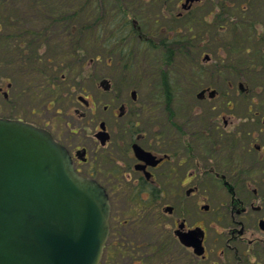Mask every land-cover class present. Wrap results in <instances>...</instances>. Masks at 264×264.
Listing matches in <instances>:
<instances>
[{"label":"flooded vegetation","instance_id":"obj_1","mask_svg":"<svg viewBox=\"0 0 264 264\" xmlns=\"http://www.w3.org/2000/svg\"><path fill=\"white\" fill-rule=\"evenodd\" d=\"M139 1L146 2L119 0V25L95 26L88 33L94 44L112 49L123 43L122 33L152 41L142 35L140 21L129 17ZM148 1L156 17H163L155 18L149 31L167 33L163 43L171 55L183 53L181 43H187L185 33L194 22L205 43L212 38L219 45L218 54L223 47L231 49L235 72L220 71L223 59L203 54L197 75L204 76V65L212 62L211 81L197 85L191 115L180 117L172 109L173 96L185 89L165 85L166 79L153 71L145 75L152 88L144 96L118 91L113 80L119 76L120 83L121 75L108 73L99 76L95 92L82 86L62 102L63 109L56 106L55 82H46L47 89L36 84L47 114L52 108L53 113L33 109L32 119L12 118L47 130L67 149L75 170L105 188L110 215L103 252L110 234L115 236L112 250L119 264H134L146 244L140 255L150 264H189L209 257L211 264H264V0ZM106 62L115 63L110 57ZM253 68L260 70L254 87L247 77ZM0 90L11 103L13 81L7 78L6 89ZM183 239H201L204 252L198 254Z\"/></svg>","mask_w":264,"mask_h":264},{"label":"rangeland","instance_id":"obj_2","mask_svg":"<svg viewBox=\"0 0 264 264\" xmlns=\"http://www.w3.org/2000/svg\"><path fill=\"white\" fill-rule=\"evenodd\" d=\"M20 1H22V4L19 8ZM92 1L99 6L97 10L98 16L104 15L103 10L106 8L107 14H112L113 16L117 15L119 17V0ZM24 3L26 4L25 11L23 10V0H6V5L0 7V38L5 37L6 33L10 31L18 34L17 31L23 32L28 29L30 25L26 24L27 16L24 13L26 11L36 12L34 9L36 0H24ZM53 3L56 4L57 9H60L59 0H54L51 5ZM153 6L154 4L148 0H146V2H134L133 9L129 15L130 18L134 17L139 20L141 26L143 25V28L141 29L142 35L148 36L149 40L152 37V41L150 40L148 43H142L144 40L139 39L137 33L133 36L122 33L121 35H124L123 38H125L123 43H119V46H113L112 49L94 44L93 39H90L88 33H94L96 31L95 26L99 24L94 19L87 22L84 19L85 17L82 18L81 16L86 15V13L83 12V14L80 13V15L74 17L75 27L71 29L73 45H71V41H67L66 43L64 41V39L68 37L70 38V32L65 31L67 28L60 26L57 23L51 24V19L49 17H44L45 20L43 18L41 19L45 26L43 28H46L47 30L53 28V31L48 33L44 32L42 34H46L42 45L38 46L35 40L29 42L32 46L26 48L27 52H29L28 55H31L33 52V55L37 56V52L39 53V59L36 60L35 69L32 71H22L17 64L6 63L11 60L6 57L8 52L15 55V53L17 54L19 51L18 49H20V46L17 43L15 46L13 43V46L10 48L7 45L0 47V87L6 89L7 78L13 81L11 103L7 102L3 95V90H0V116H21L27 119H32L35 117L32 113L33 109L34 112H41L42 115H50L53 113V108L52 110H49L47 114L46 108H44L46 99L42 101L38 98L37 89H35L34 85L43 83L47 89L46 82H55V85L57 86L55 94L56 97L60 98L59 104L56 106L63 109L64 106L62 102L65 100H71L76 92L81 91L82 86H84L85 89L90 90V92H95L98 88L99 76L108 73H119L121 75L122 78L120 83L119 76L113 80V85L118 91L119 87H121L123 88L124 94H130L131 90H136V92H139V94L144 96L146 94L145 90L151 87H149L146 80H144L146 78L145 75L152 73L153 71L159 73V75H162V77L166 79L165 85L174 88L182 86V88L185 89V92L182 93L179 91L173 96L172 109L177 116L180 117L181 115H191L197 105L195 97L197 85L203 83L206 78L211 81L213 64L210 61V63L207 62L208 64L203 63L206 64L204 65L205 70H202L204 76L197 75V66L201 65L203 62V54L208 53L211 58L217 60L223 59L220 61V71L224 73L235 72L233 71L235 62L233 56L229 54V50L231 49L223 47L224 49L218 54V51L220 50H218L219 45L216 46L212 38L205 43L202 40L204 35L201 36L198 34L196 23L194 22L191 24L192 26L190 25L192 30L185 33V35L189 36L186 37L187 43H181L183 44V47L181 48L183 53L180 52L181 54L174 53L171 55V52H168L167 44L163 43L167 33L149 31L154 25L155 18L158 20L163 18L156 17L155 13L157 12V9ZM5 7L7 10H4ZM134 13L138 16H134ZM141 14L145 19L140 18ZM196 16L197 14L195 13L193 17ZM117 19L119 21V18ZM109 20L113 19L109 18ZM102 21L104 24L106 23V19L103 18ZM177 24L179 25L182 23L179 22ZM115 25L116 24H114V26ZM38 28L41 27L39 26ZM38 28L37 30H39ZM174 34H177L179 37V34L181 33ZM23 35L26 34L23 33ZM59 41L62 43L64 41L65 44L63 45ZM10 43L11 42H9V44ZM119 48L123 49L121 53L117 52L119 51ZM255 48L257 47L252 44V49L255 50ZM62 53H67L68 56L61 57ZM15 57L17 56L15 55ZM15 57H12V59ZM107 57L113 58L115 63L111 62V64H107ZM169 57L171 60H169ZM224 64L227 65L226 70L224 69ZM36 70L37 72H35ZM251 72L252 73L247 74V77H249L251 85L254 87L259 83L260 79L258 77H260V70L253 68ZM139 74H141L142 77H140ZM62 76H65L64 80H62ZM160 82L161 81L158 80L156 84ZM163 82L164 80L160 85H162ZM31 84L33 86H31ZM39 88L43 87L40 86ZM42 92L44 96L46 91ZM113 125L115 126V122ZM116 199L119 205L118 195L116 196ZM204 218L209 232L207 245L210 248L213 245V227L210 212L206 213ZM114 237L115 236L110 234L106 252H104L101 264H119V255H113L112 250L116 243V241L113 240ZM128 244L130 245V242ZM147 249L148 244L141 246L139 248L140 254L142 253V250L146 251ZM140 254L137 255L139 259L136 258L134 264H139L137 262L140 260L143 261L142 264H150L148 263L150 260H147V256H141ZM121 259H123V257H121ZM128 259L129 258H127V260ZM190 262L191 261L188 263L211 264V257L203 261L200 260L196 263L193 258L192 263Z\"/></svg>","mask_w":264,"mask_h":264},{"label":"water","instance_id":"obj_3","mask_svg":"<svg viewBox=\"0 0 264 264\" xmlns=\"http://www.w3.org/2000/svg\"><path fill=\"white\" fill-rule=\"evenodd\" d=\"M109 214L103 186L47 130L0 117V264H98Z\"/></svg>","mask_w":264,"mask_h":264},{"label":"trees","instance_id":"obj_4","mask_svg":"<svg viewBox=\"0 0 264 264\" xmlns=\"http://www.w3.org/2000/svg\"><path fill=\"white\" fill-rule=\"evenodd\" d=\"M52 2H54V0H36V3L34 5V9L36 12L26 11L24 13L27 16L26 24L30 25L28 29L24 30L23 32L17 31L18 34H15L12 31H10L6 33L5 37L0 38V47L7 45L10 48L13 46V43H14V46L16 45V43L20 46V49H18L19 51L17 52V54L15 53L17 57H15L14 54H10L9 52L6 54V57L11 59L10 62H6V63L17 64L21 68L22 71H26V72H29L30 70L32 71L35 69L36 60L39 59V53L37 52V56L33 55V52L31 53V55H28L29 52H27L26 48L28 46H32L29 42H32L33 40L36 41L38 46L42 45L44 41L43 39H45L44 36L46 35V34L44 35L42 34L44 32L48 33V32L53 31V28H51V30H47L46 28L45 29L43 28L45 26L43 22L41 21V19L43 18L45 20L44 17H49L51 19L50 20L51 24L57 23L58 25L64 26L65 28H67L65 29V31L70 32L69 34L70 38L68 37L64 39V41L65 43L67 41L68 42L71 41V45H73L72 43L73 37H72L71 29L75 26L74 17L76 15H80V13L82 14L83 12L86 13L85 16L84 15H81V16L82 18L85 17L84 19L87 22H89L91 19H94L98 22L100 26L102 25L103 26L105 25L113 26L114 24H119V21L116 18V16H113L112 14L109 15L107 13H104V15L100 14L102 16H98L97 10L99 6L95 4L92 0H59L60 9H57L56 4L54 3L51 5ZM21 4H22V1H20L19 8L21 7ZM5 5H6V0H0V7H3ZM23 6H24L23 10L25 11L26 4L24 3V0H23ZM4 10H7V8L5 7ZM103 18L106 19L105 24L102 21ZM109 18L113 20H109ZM93 23H96V22H93ZM24 26L27 27L26 25ZM39 26L41 28H38ZM37 28L39 30H37ZM23 33H25L26 35H23ZM64 41L63 43L60 41L59 42L64 45L65 44ZM9 42L11 43L9 44ZM122 51L123 49L119 48V52H122ZM62 56H68V54L62 53L61 57ZM12 57H15V58L12 59ZM35 72H37V70Z\"/></svg>","mask_w":264,"mask_h":264},{"label":"bare ground","instance_id":"obj_5","mask_svg":"<svg viewBox=\"0 0 264 264\" xmlns=\"http://www.w3.org/2000/svg\"><path fill=\"white\" fill-rule=\"evenodd\" d=\"M62 78H64V79H65V76H62ZM194 250H195V249H194ZM203 252H204V248H203ZM203 252H202V253H203ZM198 254H199V253H198Z\"/></svg>","mask_w":264,"mask_h":264}]
</instances>
